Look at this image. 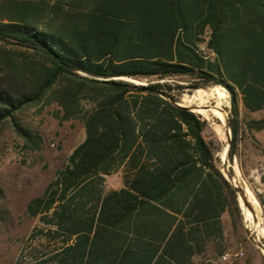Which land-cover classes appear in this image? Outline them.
I'll use <instances>...</instances> for the list:
<instances>
[{"label": "trees", "instance_id": "16d2710c", "mask_svg": "<svg viewBox=\"0 0 264 264\" xmlns=\"http://www.w3.org/2000/svg\"><path fill=\"white\" fill-rule=\"evenodd\" d=\"M0 61V123L26 147L41 141L16 121L25 109L55 106L59 122L84 128L26 208L51 246L39 264H197L209 246L225 253L224 214L241 236L238 191L204 139L208 123L165 81L229 93L232 164L243 137L256 143L264 130V117L240 116L264 112V0H0ZM118 172L123 187L106 190Z\"/></svg>", "mask_w": 264, "mask_h": 264}, {"label": "rangeland", "instance_id": "374dc122", "mask_svg": "<svg viewBox=\"0 0 264 264\" xmlns=\"http://www.w3.org/2000/svg\"><path fill=\"white\" fill-rule=\"evenodd\" d=\"M50 1L56 2V0ZM4 70L5 67L0 61V88L7 86ZM165 82L175 87L173 95L178 104L188 107L193 112L196 107L206 110L214 105V100L204 97L203 91L215 86H208L199 91H180L176 86L188 85V79L172 78ZM137 83L145 85L146 81ZM225 111L227 116L230 115L231 103L228 92ZM246 115L248 119L259 120L264 117V112L251 114L240 108L241 118H245ZM200 116L208 123L203 132L204 139L218 148V151H215L217 166L223 175L229 178L231 185L236 187L239 206L241 198L246 204L243 207L251 213L260 228L264 229V183L261 181L264 173V130L252 133L256 143L249 136L243 137L239 143L237 157L233 159L232 164L228 153L225 168L218 157L222 146L225 145L221 144V136L224 132L209 115L200 114ZM15 119L38 136L41 144L38 150L26 147L16 135L9 119L0 123V264H39L49 253L51 246L39 235L43 225L38 218H32L27 214V205L33 199L42 197L47 186L54 180L56 172L67 165L73 150L84 141L85 134L83 124L79 120L59 122L55 106L42 105L25 109L17 113ZM224 142L229 148L231 141L227 138ZM120 179V174L107 177L106 190L121 187ZM246 190L252 198L246 195ZM240 210L242 234L236 239L228 230L226 241L227 253L242 252L243 257L236 261L220 260L216 263L264 264V239L259 229L250 228L251 226L245 221L241 206ZM199 263L197 261V264Z\"/></svg>", "mask_w": 264, "mask_h": 264}, {"label": "bare ground", "instance_id": "6f19581e", "mask_svg": "<svg viewBox=\"0 0 264 264\" xmlns=\"http://www.w3.org/2000/svg\"><path fill=\"white\" fill-rule=\"evenodd\" d=\"M203 96L210 100H214V105L211 108L208 107L209 109L206 110L202 109V107H196L197 109H195L194 112L198 114L209 115L212 119L215 118L216 122L220 125L221 130L224 132V134L221 136V144H225V145L222 146L221 151L218 153L220 163H223L226 161L228 156L227 153L228 145L224 141L227 138L229 139V134H230V131L227 127V113L225 111V108L227 106V92L222 87L215 86L209 89L208 91H203ZM245 192L248 197L252 198V195L247 190ZM240 206L242 208L245 221L251 226L250 228H253L255 230L259 229L260 234L264 239V229H261L259 224L255 222V219L252 217L251 213L243 207L241 201H240ZM258 238H260L259 235Z\"/></svg>", "mask_w": 264, "mask_h": 264}, {"label": "crops", "instance_id": "0c3cea01", "mask_svg": "<svg viewBox=\"0 0 264 264\" xmlns=\"http://www.w3.org/2000/svg\"><path fill=\"white\" fill-rule=\"evenodd\" d=\"M115 174H120V180H121V187H118V188H113V189H110V190H119L123 187V182H122V175H121V172H118V173H115ZM109 177V176H108ZM225 177V176H224ZM107 178V177H106ZM231 184V183H230ZM221 221L223 223V226H224V244L227 246V241H226V237H227V233H228V230H230V226H229V218H228V215L227 214H224L222 215L221 217ZM224 254H227V248H226V251ZM223 254V255H224ZM230 254V253H229ZM222 255V256H223ZM216 257L213 250L211 249V247L209 246L208 249H207V252L204 254V255H200V256H196L194 258V261L197 262H202V261H206V260H212L214 262H217V261H220L221 260V257Z\"/></svg>", "mask_w": 264, "mask_h": 264}, {"label": "built area", "instance_id": "2783aa9c", "mask_svg": "<svg viewBox=\"0 0 264 264\" xmlns=\"http://www.w3.org/2000/svg\"><path fill=\"white\" fill-rule=\"evenodd\" d=\"M242 257H243V253L242 252H237L235 254H229V253H227V254H224L221 257V260L226 262V261H231L233 259V260L236 261V260H238V259H240Z\"/></svg>", "mask_w": 264, "mask_h": 264}, {"label": "water", "instance_id": "95a60500", "mask_svg": "<svg viewBox=\"0 0 264 264\" xmlns=\"http://www.w3.org/2000/svg\"><path fill=\"white\" fill-rule=\"evenodd\" d=\"M129 81V80H128ZM129 82H131V83H133V84H136V85H141V84H138V83H136V82H134V81H129ZM224 89V88H223ZM225 90V89H224ZM192 111V110H191ZM193 112V111H192ZM193 113H195V112H193ZM197 114V113H196ZM200 115V114H199ZM230 118V115H228L227 116V119H229ZM213 121H216V119L215 118H213ZM230 131V130H229ZM229 140L231 141V132H230V134H229ZM229 149H230V145H229V148H228V152L227 153H229ZM227 161H228V158L226 159V161L225 162H223V164H224V167L226 168L227 167ZM226 178V177H225ZM228 181H229V178L227 177L226 178ZM234 188H236V187H234ZM240 200H241V202H242V204H243V206H246V204H245V202L240 198ZM240 207V206H239Z\"/></svg>", "mask_w": 264, "mask_h": 264}]
</instances>
